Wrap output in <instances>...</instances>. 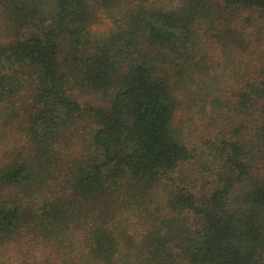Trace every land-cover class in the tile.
Masks as SVG:
<instances>
[{
    "label": "trees",
    "instance_id": "16d2710c",
    "mask_svg": "<svg viewBox=\"0 0 264 264\" xmlns=\"http://www.w3.org/2000/svg\"><path fill=\"white\" fill-rule=\"evenodd\" d=\"M257 15L0 0V264H264Z\"/></svg>",
    "mask_w": 264,
    "mask_h": 264
},
{
    "label": "rangeland",
    "instance_id": "374dc122",
    "mask_svg": "<svg viewBox=\"0 0 264 264\" xmlns=\"http://www.w3.org/2000/svg\"><path fill=\"white\" fill-rule=\"evenodd\" d=\"M171 0H163L164 3H170ZM256 19L258 21V25H264V17H259L258 15L256 16ZM111 22L108 20L103 14L100 13V19L99 21L92 26L93 33H103L108 30L110 27ZM86 103H92L95 105H107L109 100L103 96V95H96V96H88L85 97ZM190 134H193L191 132ZM9 258L7 256H1L0 260L1 261H7ZM9 261V260H8ZM7 261V262H8ZM6 264H12V262L6 263ZM14 264V263H13Z\"/></svg>",
    "mask_w": 264,
    "mask_h": 264
}]
</instances>
